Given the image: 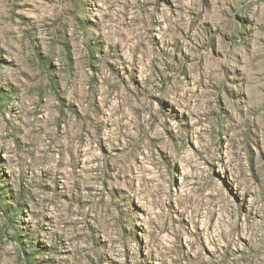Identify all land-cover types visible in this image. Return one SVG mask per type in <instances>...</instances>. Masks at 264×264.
Returning a JSON list of instances; mask_svg holds the SVG:
<instances>
[{
	"label": "rangeland",
	"instance_id": "374dc122",
	"mask_svg": "<svg viewBox=\"0 0 264 264\" xmlns=\"http://www.w3.org/2000/svg\"><path fill=\"white\" fill-rule=\"evenodd\" d=\"M247 4L0 0V264H264V0ZM234 46L232 75L217 61ZM110 47L138 54L126 77L98 59ZM145 72L171 93L166 103L147 99L189 139L176 166L145 143L136 157L145 174L135 182L140 221L126 225L118 193L109 191L121 150L110 152L101 139L93 147L87 128L75 126L84 106L71 99L70 79L78 78L95 113L101 89L111 90L103 83L110 73L133 97H121L117 115L134 130L135 121L152 119L137 110ZM205 74L237 83L225 90L228 109L219 97L212 107L216 86L206 87ZM88 126L96 131L90 119ZM157 129L166 148L175 146ZM204 137L222 171L201 160L196 145ZM101 156L102 182L94 175ZM160 181L167 193L157 199ZM98 182L116 213L103 225L78 213L93 203Z\"/></svg>",
	"mask_w": 264,
	"mask_h": 264
},
{
	"label": "clouds",
	"instance_id": "9594fccd",
	"mask_svg": "<svg viewBox=\"0 0 264 264\" xmlns=\"http://www.w3.org/2000/svg\"><path fill=\"white\" fill-rule=\"evenodd\" d=\"M255 0H248V7H251ZM228 3L240 5V0H228ZM221 7L227 9V3H221ZM93 39H96V33H90ZM141 39L145 37L141 36ZM115 39L112 41L114 44ZM123 42V41H121ZM238 44V41H235ZM101 46H103V41H100ZM224 51V58L217 61L218 64H223L225 70L234 75L233 69L235 65L232 63V52L238 51V48L235 46L229 50ZM105 64L112 63L115 70L120 74L121 77H126L131 73L133 69L134 61L139 59L138 54L135 52L121 51L120 48L110 47L103 57H98ZM145 76L148 77L147 80L142 85V91L145 99H141L137 105V110L141 113L148 112L151 114L152 119L143 120L139 119L134 122V130L130 128L125 122L123 116H118L117 113H123L124 109V100L121 97L127 96L128 102L132 103L133 97L128 95L126 90H124L119 81L111 77V74H108V78L103 82L105 85H111V90L108 87H103L101 89L100 100L97 103L95 113L87 110L86 105V96L84 95V90L80 87V82L78 78L72 77L70 79V85L72 91L76 93V96H73L71 99L76 100L80 105H83V121L75 122L77 128H87V135L91 137L93 147L97 139L104 141L105 147L108 150L114 151L115 149L121 150V155L115 158L116 167L114 171L110 174L112 176V181L109 184V191H113L114 194L118 193L117 204L123 213L122 221L126 225H135L140 221V217L136 212V209L133 207L134 197L137 194L139 189H136L135 182L137 179L145 175L142 171V166L136 164V157H140L144 151V145L147 141L152 140L156 147L160 148L164 152L165 157L169 160V163H172L173 166H176L179 163V160L183 158V154L186 151V143L189 137L184 133L182 129L178 127L172 119L167 118V113H165L164 118L161 117L160 111L157 106L151 102L148 97L155 95L158 98L162 99V102H167L166 97L171 93L167 88H162L158 85L157 81L158 76L150 75L145 72ZM205 78L209 83H206V87L212 85L216 86V91L210 94L212 98V107L216 106V98H222L224 100L225 108L230 107V102L227 100L225 95V90L235 92L237 90V83L235 81L229 82L228 79H225L222 74H216L211 77H208L205 74ZM128 88L132 92H136V89L133 87L131 81H128ZM62 90V88H61ZM140 93L136 92V96L139 97ZM79 97L77 100L76 98ZM119 99V103L117 100ZM203 111V110H201ZM177 116L184 120V113L182 111H177ZM89 119L93 122L96 131L92 130L91 126H88ZM157 126L160 128L167 129L168 133L171 134L172 138L177 141L175 146L165 147L168 144V137L164 132L159 131ZM187 127V125H185ZM208 140L206 137L202 138L201 143L196 145L197 150L200 152L201 160L207 165L216 167L217 171H222L220 166V156L214 149L208 147ZM173 147L178 151H173ZM175 157V159L173 158ZM23 160H28L27 157H22ZM104 157H100L101 161V170L99 173L94 175L98 176V181L102 182L103 180V165ZM19 163V161H17ZM32 163L31 161H28ZM157 167H161L160 161L157 158ZM203 167V165H202ZM205 172L209 170L204 168ZM70 172V170H69ZM133 172L136 175H133ZM121 178L123 183H121ZM166 178V177H165ZM100 182L97 183V191L95 193V198L93 203L82 209L78 210V213L81 215H87L89 212L92 213L93 223H96L99 220V224L103 225L106 221L111 222L116 218V213L112 208L111 201L107 198V193H105L101 186ZM149 183H151L149 181ZM127 187V190L124 189ZM167 193V187L164 185L163 181L159 182V189H153L152 194L157 197V199H162L163 196ZM72 194L71 192L69 193ZM101 198H103V204L100 203Z\"/></svg>",
	"mask_w": 264,
	"mask_h": 264
}]
</instances>
